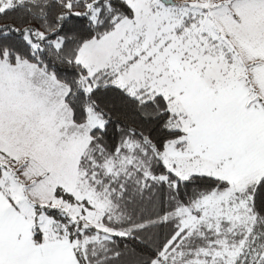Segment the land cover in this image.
Instances as JSON below:
<instances>
[{
  "label": "snow or ice",
  "instance_id": "obj_1",
  "mask_svg": "<svg viewBox=\"0 0 264 264\" xmlns=\"http://www.w3.org/2000/svg\"><path fill=\"white\" fill-rule=\"evenodd\" d=\"M0 264H264V0H0Z\"/></svg>",
  "mask_w": 264,
  "mask_h": 264
}]
</instances>
